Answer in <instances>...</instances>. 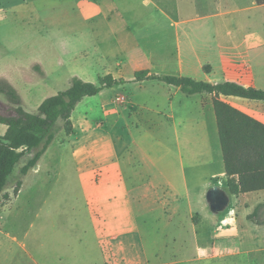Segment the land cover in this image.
<instances>
[{
	"label": "crops",
	"instance_id": "0c3cea01",
	"mask_svg": "<svg viewBox=\"0 0 264 264\" xmlns=\"http://www.w3.org/2000/svg\"><path fill=\"white\" fill-rule=\"evenodd\" d=\"M5 2L10 8L0 6V15L11 11L26 19L34 12L35 2L41 4L42 0ZM144 2L156 12L152 20L176 29L172 36L163 34L162 39L145 35L151 56L155 61L166 59L174 57L172 49H179L175 59L187 67H179L177 74L159 75L149 67H135L128 78L109 74L123 83L92 97L98 98L95 107L84 106L85 98L75 107L71 115L74 135H64L65 141L60 143L55 138L29 171L41 172V161L49 148L56 147L64 155L54 163L76 173L73 182L79 199L60 204L50 220L51 227L61 232L59 241L32 242L31 253L23 244L15 246V238L7 237L8 242H0V264H20L24 257L32 264L264 262V189L239 195L229 192L213 95L187 96L178 87L157 80H134L136 72L147 71L148 75L187 77L212 85L231 82L264 90V36L256 29L255 14H250L264 11V6L254 0ZM84 6L83 22H106L99 17L98 4ZM188 12H194L200 21H212V25L193 36L187 25L192 20ZM119 17L114 19L118 22ZM216 18L221 19L220 31ZM235 24L238 30H234ZM133 39L132 45L131 39L120 42L112 54L114 60L129 47H139V40ZM106 52L104 49L105 56ZM32 61L40 73L30 75L22 67L27 75L23 80L42 81L47 76L42 61ZM3 78L13 85L6 74ZM73 78L79 77L72 76L68 86ZM118 94L125 97L124 107L113 103ZM220 99L264 125V101ZM97 108L99 114L94 117ZM3 127L0 137L6 131ZM51 165L46 161V168ZM23 184L21 180L13 200L6 199L9 205L16 203ZM212 188L224 192L229 200L217 214L210 211L206 200Z\"/></svg>",
	"mask_w": 264,
	"mask_h": 264
},
{
	"label": "rangeland",
	"instance_id": "374dc122",
	"mask_svg": "<svg viewBox=\"0 0 264 264\" xmlns=\"http://www.w3.org/2000/svg\"><path fill=\"white\" fill-rule=\"evenodd\" d=\"M87 3L99 5V17L106 20L105 23L100 19H93L88 23L82 21V12H86L87 6L84 5ZM35 4L32 7L34 12L30 16L37 17V22L34 23L28 22L31 21L30 18L21 19L17 13L11 14V11L5 16L0 15V80L7 81L3 78L6 74L13 81L12 87L23 98L22 100L20 97V106L27 113H36L40 102L67 89L72 76L97 84V79L107 74H112L115 78H128L135 67L154 68L151 72L159 75L177 74L180 73L179 67H187L175 59L179 49L171 50L174 57L155 61L151 56L152 49H148L143 39L145 35L162 39L163 34L172 36L176 29L156 19L152 20L156 12L144 0H42L41 4ZM8 5L5 0H0V6L7 9L10 8ZM89 11L92 13V10ZM250 14H255L256 29L264 36V11L253 10ZM115 15L120 16L118 22L114 19ZM187 15L192 19L186 24L193 36L195 32L199 34L212 25V21L196 19L194 12H188ZM174 18L177 19L176 16ZM215 24L220 31L221 19L216 18ZM234 26V30H238L237 25ZM134 37L140 43L136 49L131 46ZM127 39H131L128 40L131 47L114 60L113 52L118 51L120 42ZM104 49L107 50L106 56L103 54ZM35 59L42 61L46 78L35 82H30L31 79L27 77L23 80L26 74L22 67L30 75L34 71L40 73L38 66L32 61ZM119 95L122 94L117 96ZM115 97L112 98L113 103H116ZM95 103H98V98L88 97L83 102L84 106L90 104L92 107H95ZM15 107L11 100L0 93L1 115H13ZM82 108L80 107V111ZM95 110L94 117L99 114L98 108ZM57 126L61 127L60 121ZM3 128L0 125V135ZM80 131L78 129V134ZM63 141L64 133L60 130L56 142ZM55 148H49L40 163L42 171L39 173L29 172L27 176L20 178L19 170L28 161L29 155L15 165L7 187L0 196V242H8L7 237L15 238V242H18L15 246L23 244L32 253V242L59 241L61 232L51 227V217H55L60 204H65L66 200L77 202L79 196L75 192L76 183L73 182L76 173L61 163H54L64 155L59 154ZM46 161L52 162L50 168H46ZM18 179L24 182L21 194L16 203L9 205L6 199H14L13 188ZM261 258L264 260V257ZM20 264L32 263L24 257ZM232 264L264 262L237 260Z\"/></svg>",
	"mask_w": 264,
	"mask_h": 264
},
{
	"label": "trees",
	"instance_id": "16d2710c",
	"mask_svg": "<svg viewBox=\"0 0 264 264\" xmlns=\"http://www.w3.org/2000/svg\"><path fill=\"white\" fill-rule=\"evenodd\" d=\"M264 6V0H254ZM135 81L157 80L178 87L185 95H213V109L217 121L225 172L229 192L233 195L264 189V125L237 111L221 97H237L252 101H264V90L244 88L231 82L216 85L196 81L187 77L171 75H148L147 71L134 74ZM123 83L112 75L97 79V84L73 78L70 86L56 95L44 99L34 114L25 112L21 98L6 81L0 80V93L11 100L16 107L13 115H1L0 125L6 127L0 137V195L7 187L8 179L20 160L29 155L28 161L20 168V178L33 169L60 130L66 137L74 135L71 115L84 99L98 95L103 89ZM60 121L61 127L57 126ZM21 187L18 179L13 195Z\"/></svg>",
	"mask_w": 264,
	"mask_h": 264
},
{
	"label": "water",
	"instance_id": "95a60500",
	"mask_svg": "<svg viewBox=\"0 0 264 264\" xmlns=\"http://www.w3.org/2000/svg\"><path fill=\"white\" fill-rule=\"evenodd\" d=\"M206 200L212 213L221 212L228 205L227 195L217 188L210 189L206 194Z\"/></svg>",
	"mask_w": 264,
	"mask_h": 264
},
{
	"label": "built area",
	"instance_id": "2783aa9c",
	"mask_svg": "<svg viewBox=\"0 0 264 264\" xmlns=\"http://www.w3.org/2000/svg\"><path fill=\"white\" fill-rule=\"evenodd\" d=\"M114 100H115V102H116V104H117L118 106H122V107H124V104H125V97H124V96L119 95V96L115 97Z\"/></svg>",
	"mask_w": 264,
	"mask_h": 264
}]
</instances>
